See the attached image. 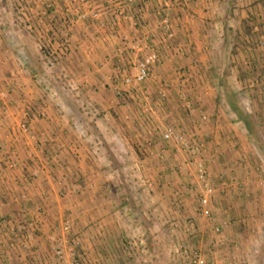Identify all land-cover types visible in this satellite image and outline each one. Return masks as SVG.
I'll use <instances>...</instances> for the list:
<instances>
[{
  "label": "crops",
  "instance_id": "0c3cea01",
  "mask_svg": "<svg viewBox=\"0 0 264 264\" xmlns=\"http://www.w3.org/2000/svg\"><path fill=\"white\" fill-rule=\"evenodd\" d=\"M141 1L140 7L125 6L124 16L113 15L111 23L108 20L103 23L105 18L101 17V25L78 15L81 9L89 7L87 2L80 7L72 0H33L32 6H21L24 15H29L24 16L23 21L32 19L34 44L39 49L41 45L49 46L53 59L50 66L45 64L42 50L33 62L26 47L20 46L14 53L0 37V91L6 97L0 100V264H58L53 256L51 226L62 217L69 218L72 226L67 239L60 237L59 245H54L64 251V264H76L73 233H78L75 239L81 241L83 248L82 255L76 257L87 264H167L150 258H143L142 262L121 259L123 247L121 238L117 239L123 233L120 216L117 210H111L116 198L84 194L82 190L73 193L80 187L76 183L78 179L87 187L95 186L87 172L98 170L94 154L103 161L105 156L100 150L102 145L85 144L86 135L78 133L82 128H78L76 122H84L79 108L88 107V112L96 108L102 127L114 122L115 138L121 136L117 127L122 126L123 119L126 127L132 123L137 126L141 121L137 116L138 107L134 108L133 102L129 104L128 115L124 110L127 104L122 105L115 95L119 93L122 75L133 74L138 60L134 51L124 55L117 52L120 44H129L143 34L139 27H133L132 21L140 18L149 29L147 33L154 36L152 12L162 2ZM162 1L170 12L181 15L175 28L179 37L171 49L162 51L160 62L152 66L149 79L157 82L162 79V85L167 86L169 92L179 96L182 90L191 98L195 109L190 111L191 119L186 122L191 127L190 132L200 140L198 147L207 164L208 176L218 181L209 216L196 213L187 197L178 200L183 208L180 216L192 217L201 225L198 248H204L202 238L206 236L204 241L211 250L209 264H264V179L245 180L244 175L251 168L246 158L253 155V147L247 140L245 128L231 120L221 99L222 69L218 72L219 68L211 66L219 56L216 52L211 54L207 47L211 40L207 37L211 35L203 32L210 24L206 19L215 20V27L221 23L219 11L224 3L222 0ZM243 1V5L251 2ZM113 6L114 3L108 6V11H113ZM224 8L225 20L233 21L234 17L228 12L231 8ZM252 9L255 13L258 11L259 21L264 22V0L256 2L252 8L244 6L240 10L241 17H248ZM186 11L191 14L189 18L183 14ZM223 39H219L222 45ZM18 43L22 44L20 40ZM241 52L243 54H231L229 73L231 81L242 82L245 88L242 92L233 89L239 98L241 93L244 96L239 99L242 107L257 111L264 98V54L256 53L254 58L248 47ZM245 56L252 57L255 63L252 68L243 61ZM120 64H127L122 72ZM148 91L150 89H144L145 93ZM177 101V97L171 101L174 110ZM147 106L150 110L155 108ZM22 121L27 122L33 138L14 126ZM146 123L149 126L152 119ZM31 172H35V177H30ZM100 183H104V179ZM86 205L90 208L84 210ZM160 213L164 219L168 216L164 207ZM25 218L38 221L39 228L29 240L21 233L17 242L12 237V229L18 219ZM214 223H218L219 233H214ZM154 231L156 226L151 227L146 241L151 235L157 237ZM146 245L147 251L153 250Z\"/></svg>",
  "mask_w": 264,
  "mask_h": 264
},
{
  "label": "rangeland",
  "instance_id": "374dc122",
  "mask_svg": "<svg viewBox=\"0 0 264 264\" xmlns=\"http://www.w3.org/2000/svg\"><path fill=\"white\" fill-rule=\"evenodd\" d=\"M140 1L133 0L132 2L122 3L115 0H72V2L76 3L75 5L78 4L80 7L86 6L85 3L87 2L89 7L81 9L78 15H83L82 18L89 22H98L99 25H101V17L105 18L103 23L107 22V20L111 23L113 15H117L118 18L123 17L125 6L133 4L135 7H140ZM250 1L247 5H243V0H222L226 10L229 7L231 8L228 12L231 13L234 20H230L231 22L225 20L226 11L222 7L219 11V21L221 20V23L215 27L213 25L215 20L206 19L210 24L203 31L204 34L207 32L211 35L209 37L206 36L208 39H211L207 46L208 49L210 48L211 54L216 52L218 53L217 56H219L217 62H214L215 64L211 62V66L219 68L218 72L222 69V72H224L223 79L226 84L230 87L234 86L233 88L239 90V92H242L245 87L242 82L231 81V74L229 73L231 54H236L237 52L243 54L241 51L247 47L250 48L254 58L256 53H259V55L261 53L264 54V44L261 43L264 41V22L259 21L258 11L255 13L254 9H252L249 16L245 18H242L240 15V10L244 6L252 8L260 0ZM161 2L152 12L154 17V25L152 26L154 36H151L149 32L147 33L149 29L144 26L140 18L134 19L132 21L133 27H139L140 32H143V34L134 38L129 44H120L117 49L118 54L124 55L125 53H130L131 50L138 54V59H140L147 53L149 47L156 48L159 56V60L154 64L156 65L160 62L162 51L171 49L173 43L176 44L178 42L179 36L177 37L175 28L179 24L181 15L175 11L170 12L171 10H168L167 5H164L162 0ZM33 3V0H0V37L6 40L5 45L10 46L14 53L17 52L20 46L26 47V51L33 62L39 58L38 52L42 50V54L44 55L42 58L45 64L50 66L53 59L50 55L49 46L41 45L39 49L32 41L35 32L32 19L23 21V17H29V15H24L20 7L24 4L32 6ZM113 3L115 5L113 6V11H108V8ZM183 14L188 18L191 15L187 11L183 12ZM87 16L88 19L86 18ZM20 18H22V21ZM162 18L168 19L165 27L161 22ZM107 28L111 29L109 25H107ZM216 30L219 32L216 33ZM167 32L172 33V36L168 39L165 37ZM24 37H27L28 40ZM220 38H224L223 45L219 40ZM18 40L22 44L18 43ZM243 61L250 68L255 65L252 57L245 56ZM126 66L127 64H120V71L122 72V69ZM149 77L150 73L138 85H125L120 80L119 93H115L117 99L122 105L127 104L124 110L128 115L130 114L129 104L133 102L134 108L138 107V110H136L138 112L137 116L141 121L137 126L135 123H132L129 127H126L123 119L122 126L119 124L117 127V130H120L119 133H121V136L118 135L117 138H115L114 134L116 132L113 131L112 127L114 122L111 121V124H104L105 126L103 125L102 127L98 123V120L101 119L98 118L101 116L98 115L99 111L96 108L95 110L91 108V112H88V107L84 109L79 108L84 122H76L77 127L82 128V131L78 130V133L86 135L85 144L90 143L95 147L102 145L103 149L100 150L105 152V156L103 161L100 156L94 154L98 170H89L87 172L88 175H91V180L95 181V186L87 187L78 179L76 183L80 187L75 188L73 193L78 194L81 193L79 190H82L84 194H99L103 197L116 198L115 206L113 205L111 210L112 212L117 210L118 216H120L119 224L123 233L117 239L121 238L124 251H121V254L119 253L121 259H125L126 261L139 259L141 261L143 258H150L167 264H178L179 262L193 264V255L200 254L205 256L206 264H209L211 261L209 251L211 250H209V245L204 241L206 236L202 238L204 248H198L200 230L202 229L201 225L198 222L195 223L196 221L192 217L180 216L183 208L178 201L181 198H189L194 211L200 213L197 203L198 187L194 176L193 160L201 158L205 162V159L200 153V147H198L200 140L196 138V134L190 132L189 129L191 127L186 122L188 119H191V115L189 114L191 113L190 111H194L195 106L185 91L181 90L178 96L174 92H169L167 86L162 85V79L157 82L155 79H149ZM132 85H135V87H132ZM254 86L252 85L251 87L254 88ZM146 88L150 89V91L145 93L144 89ZM132 90H137V93H133ZM174 94L178 98L176 102L178 106L175 109L176 113L171 106L172 99L176 100ZM73 97L78 98L76 95ZM243 97L241 93L240 98ZM5 99L4 95L0 96V100ZM147 105H150L151 109L155 108L150 110ZM243 107L249 112L254 127L252 139L247 136V140L253 147V155L246 158L251 168L244 177L246 176L245 180L264 179V98H262V104L257 111L252 110L250 112L248 107ZM149 113L152 115L149 116ZM168 113L175 114L170 115ZM113 115L114 113L111 112L110 116L112 118ZM201 118L203 117L201 116ZM149 119H152V124L148 126L146 121ZM125 120H128V118L126 117ZM17 125V123L14 124V126ZM165 127H172L175 131L189 137L191 149L189 151L182 150L172 141L163 139L162 132ZM133 128H136V130ZM106 133H109V135ZM205 165L207 167L206 162ZM104 168L106 170H103ZM30 177H35V172H31ZM102 179H104V183H100ZM208 179L217 185L218 181L216 179L209 176ZM83 182H86V180ZM164 200L165 202L167 201V204L162 202ZM162 207L168 213L165 219L160 215ZM89 208L90 206L88 205L86 207L83 206L84 210ZM135 212H137V215L132 216ZM26 220H29L30 224H26ZM217 225L218 223H214L212 228L215 234L220 232V230L215 229L218 227ZM155 226L156 231L154 232L157 233V237L151 235V239L149 238V241H146L147 237L150 236L148 232H150L151 227ZM38 228L39 223L33 218L18 219L16 226L14 225L12 229L14 231L12 237L19 242L17 238L24 232V238L29 240L34 237ZM136 228L138 230H135ZM130 229L133 230V233L130 232ZM51 230L54 232L52 238L55 262L64 264L62 262L64 251L54 245H59L60 237L67 239L72 232L70 219L62 217L60 222L57 221L52 224ZM27 232L30 233L29 236L26 235ZM77 235L78 233H73L71 239L75 248L74 256L76 264H87V261H79L78 257H76L83 253L81 241L75 239ZM146 244L152 247L153 250L149 249L147 251L148 246ZM218 244L217 242L216 247Z\"/></svg>",
  "mask_w": 264,
  "mask_h": 264
},
{
  "label": "built area",
  "instance_id": "2783aa9c",
  "mask_svg": "<svg viewBox=\"0 0 264 264\" xmlns=\"http://www.w3.org/2000/svg\"><path fill=\"white\" fill-rule=\"evenodd\" d=\"M115 1L125 3L132 2L133 0ZM161 22L165 27L168 23V19L162 18ZM165 35V37H167L168 39L172 36V33L167 32ZM261 43L264 44V41H262ZM158 58V50L156 48L149 47L147 53L137 60L135 65V72L133 74H123L121 77V82L125 85L138 84L142 82L149 75L151 67L159 60ZM1 95H3V92H0V96ZM17 128L21 132L26 133L29 136L28 138H33V134H31L28 130L26 121L19 122ZM162 138L165 140L172 141L176 146L185 151H189L192 147L190 138L185 136L181 132L175 131L172 127H165L163 129ZM11 165H14V163H11ZM193 169L198 187L197 203L199 211L202 216H209L211 213V201L213 196L217 192L218 186L208 179L207 167L205 165V162L201 158L193 160ZM26 224H30V221L26 220ZM192 263L206 264V258L204 255L195 254L193 255Z\"/></svg>",
  "mask_w": 264,
  "mask_h": 264
},
{
  "label": "trees",
  "instance_id": "16d2710c",
  "mask_svg": "<svg viewBox=\"0 0 264 264\" xmlns=\"http://www.w3.org/2000/svg\"><path fill=\"white\" fill-rule=\"evenodd\" d=\"M222 75H224V72H222ZM220 79L222 80L221 84L223 87V90L221 92V99L229 110L231 120L233 122H240L245 128L246 136L252 139V135L254 134V127L249 112L240 105L238 92L233 89V87L228 86L222 77Z\"/></svg>",
  "mask_w": 264,
  "mask_h": 264
}]
</instances>
